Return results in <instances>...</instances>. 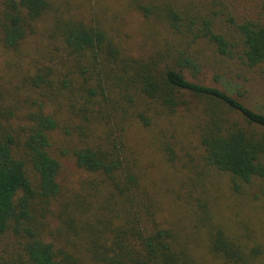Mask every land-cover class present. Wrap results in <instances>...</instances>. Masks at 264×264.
<instances>
[{
	"label": "rangeland",
	"instance_id": "1",
	"mask_svg": "<svg viewBox=\"0 0 264 264\" xmlns=\"http://www.w3.org/2000/svg\"><path fill=\"white\" fill-rule=\"evenodd\" d=\"M7 1L0 0V133L11 130L20 139L27 135L29 115L41 103L30 88V77L45 72L47 57L67 56L53 27L64 22L98 28L119 52L117 60L106 57L109 63L105 61L98 70L109 81L104 86L112 94L106 96H123L116 102L125 111V122L119 117L112 121L109 107L101 103L89 105L84 91V109L89 111L83 112L79 97L70 95L78 116L67 115L62 108L58 128L49 135V154L60 163V193L34 202L41 239L81 264L84 250L70 233V225L84 240L87 234L97 238L98 231L108 228L104 224L111 222L113 213L123 209L139 226L169 231L179 264H235L213 249L218 233L241 253L237 264H264V180L243 182L217 170L205 161L200 145L207 116L228 120L229 126H243L240 117L213 100L189 93H177L185 104L169 111L154 100H145L135 88L127 93L118 90L119 86L130 87L128 78L137 68L144 66L151 73L179 69L177 61L182 55L192 58L199 68L198 72L183 70L186 79L226 91L249 109L264 113V65L249 69L243 64L241 44L229 21L261 22L264 0H47L49 10L26 25L24 39L14 51L4 47L1 28ZM168 10L186 19L214 21V31L233 43V57L219 55L207 39H195V32L175 33L165 20ZM53 69L60 75L68 73L61 66ZM62 77H56L57 81ZM79 79L78 75L71 78L65 91L75 90ZM130 97L132 102L127 101ZM138 115L148 119L149 125L140 122ZM77 127L84 128L83 136L77 135ZM117 139L122 144L119 154L125 159V172L138 180L128 197L114 194L100 176L78 169L72 156L77 149L112 148ZM15 154L23 155L20 145ZM24 159L27 176L35 183L36 174ZM17 247L11 230L0 236V264H17ZM84 264L93 263L85 260Z\"/></svg>",
	"mask_w": 264,
	"mask_h": 264
},
{
	"label": "trees",
	"instance_id": "2",
	"mask_svg": "<svg viewBox=\"0 0 264 264\" xmlns=\"http://www.w3.org/2000/svg\"><path fill=\"white\" fill-rule=\"evenodd\" d=\"M6 6L8 9L1 27L3 42L6 49L14 51L24 39L26 25L40 19L49 10L50 4L47 0H9ZM165 20L175 33L181 35L184 32H195V39H207L219 55L233 57V43L214 31V21L186 19L174 10L166 12ZM229 21L241 44L240 59L243 64L249 69L264 65V16L261 22L245 21L237 24L233 18ZM53 30L57 31L60 48L67 56L63 55V59H56L58 55L47 57L45 72L30 77V88L38 94L41 103L29 115L30 127L27 129V135L20 139L13 135L11 130L0 133V236L8 230L12 231L18 241L17 264H79L72 255L56 251L52 243L41 239L35 226L37 221L33 209L37 199L46 201L60 193L57 183L60 163L49 154V135L57 130L58 114L61 116L63 110L67 115L72 113L78 116L74 112L76 103L70 95L79 97L83 112L89 111L84 109L85 91L89 105L101 103L105 109L109 107L113 115L112 121L115 117L123 121L126 119L125 111L116 102L123 96L119 95L118 99L106 96L107 93L112 94V91L107 92L104 86L109 81L98 70L103 69L106 57L115 61L119 55L106 33L98 28L64 22L61 26L53 27ZM177 62V70L166 68L161 72L151 73L144 66L137 68L128 78L130 87L118 85V90L127 93L130 88H135L145 100H154L169 111H175L185 104L180 101L177 93H189L213 100L228 113L237 114L243 126H229L228 120L207 116L200 135L205 161L217 170L243 182H249L253 178L264 180V113L249 109L226 91L186 79L182 74L183 70H199L192 58L180 55ZM54 66L66 68L68 73L57 74ZM77 75L80 78L78 87L65 91L69 88V80ZM58 76L63 77L57 81ZM61 95L66 99L59 100ZM127 101L132 102L131 97ZM117 109L119 111H116ZM225 114H222L224 118ZM138 119L145 126L149 125L145 117L138 115ZM98 120L109 127L105 118L99 117ZM83 122L88 124L89 119L84 116ZM84 133L83 127H77V135L83 136ZM18 145L23 151L22 156L15 154ZM120 145L122 146L117 139L112 148L87 147L73 151L72 156L78 169L100 176L102 182L112 186L114 194L128 197L136 189L138 180L125 172L126 163L124 157L119 154ZM24 157L36 174L35 183L27 176V162ZM113 216L111 222L104 224L108 225V228L98 231L100 235L97 238L87 234L84 240L78 235L76 228L70 225V233L84 250L81 254V264H84L85 260L93 264H179L178 256L172 250V234L169 231L154 230L151 227L147 229L143 224L139 226L137 219H130L128 210L116 211ZM213 249L235 264L242 260L237 248L220 233L214 238Z\"/></svg>",
	"mask_w": 264,
	"mask_h": 264
}]
</instances>
